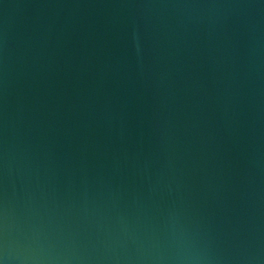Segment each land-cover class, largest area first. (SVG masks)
I'll return each mask as SVG.
<instances>
[{
    "label": "water",
    "instance_id": "1",
    "mask_svg": "<svg viewBox=\"0 0 264 264\" xmlns=\"http://www.w3.org/2000/svg\"><path fill=\"white\" fill-rule=\"evenodd\" d=\"M0 264H264V0H0Z\"/></svg>",
    "mask_w": 264,
    "mask_h": 264
}]
</instances>
